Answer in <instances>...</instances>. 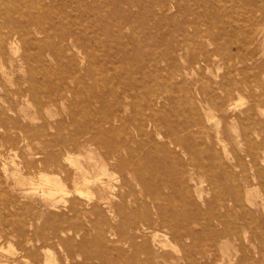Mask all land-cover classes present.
I'll return each mask as SVG.
<instances>
[{"label": "rangeland", "instance_id": "rangeland-1", "mask_svg": "<svg viewBox=\"0 0 264 264\" xmlns=\"http://www.w3.org/2000/svg\"><path fill=\"white\" fill-rule=\"evenodd\" d=\"M79 1L0 5V33L20 29L0 55V264H174L181 255L178 264H264L252 239L264 240V148L256 165L246 154L264 128L250 141L243 134L253 94L264 105V47L260 38L244 53L243 0H84V15ZM41 11L55 28L46 38L30 23ZM31 79L37 97L51 99L43 111ZM62 140L82 142L70 156L88 169L87 155L100 162L121 148L120 161L137 170L109 166L120 214L89 209L85 195L75 211V194L45 200L37 184L64 174L42 160ZM158 207L177 230L156 226L158 246L147 230L127 239L121 226ZM193 244L213 256L192 255Z\"/></svg>", "mask_w": 264, "mask_h": 264}, {"label": "bare ground", "instance_id": "bare-ground-1", "mask_svg": "<svg viewBox=\"0 0 264 264\" xmlns=\"http://www.w3.org/2000/svg\"><path fill=\"white\" fill-rule=\"evenodd\" d=\"M4 1L5 0H0V5ZM24 1L26 3L27 7H29V8H35L36 7L35 0H24ZM55 1H57V0H55ZM83 1L84 0H82V1L80 0L76 5L77 11L82 13V15H84V8H83L84 2ZM36 2H38V0H36ZM1 13H3V12H0V14ZM43 14L44 13L41 11V12H37V15H31L30 19H32V21L30 23L32 25H35L34 30H32V32L35 35L36 34H43V36L46 38L47 36L52 35V32L55 31V28H52V30H51L50 28H48V27H46L40 23L41 21H44V19H43L44 15ZM56 15H58V13H54V16H56ZM66 15H68V17H69L71 14L69 11H67ZM237 15L239 18H237ZM237 15H236V20H238V21L242 20L244 22V25L246 28L245 32L247 33L245 36V39L242 40V42H241V46L243 47V49H245V51L243 50L244 53L246 52V54L253 56L252 53H253L254 49L250 46L251 44H253L255 47V50H257V47H256L257 42H258V39L261 38L262 39V46L264 47V0H243L242 9L240 10V12H237ZM47 16H48V13H47ZM59 17L61 18L62 14H60ZM55 22L58 23L60 21L56 20ZM212 24L214 25V22ZM244 25H243V27H244ZM236 26H238V24ZM9 29L10 30L4 34L0 33V55L2 54L4 48H6L8 50L12 49L13 42L11 41V39H14V37L16 36V34L19 33V30H20L17 27H10ZM24 31L27 32V30H24ZM232 31H230V32L233 33ZM234 31H237V30H234ZM63 33L65 34L64 31H63ZM232 37H233V35H232ZM36 40H38V39H36ZM239 40H241V39H239ZM232 41H234V40H232ZM211 43L213 45H215L216 37H213L211 39ZM215 48H216V45H215ZM262 53H264L263 49H262ZM24 56H26V54H24ZM224 58H226V57L224 56ZM235 58H236V56H235ZM222 61H224V60H222ZM227 61H228V59H227ZM246 62H247V60H246ZM242 65H244V63ZM252 82H255V81L253 80ZM39 88H40V85L38 82L34 81L33 79L29 80L28 90H30L31 94L34 95V97L36 98V104H34V106L36 107V109H38V111L39 110L43 111L49 105V103L51 102V99L48 98V100H46L45 98H38L37 97V93H38L37 90ZM253 88H254V86H253ZM255 89H258V88H255ZM250 91H251V88H250ZM260 98H261V96L259 94L258 95L253 94V100L243 110L244 120H245V124H246V128L243 129V134L245 135L246 141H250V138H249L250 133L257 136L258 134H260V132L263 131V128H264V105L260 102L261 101ZM243 102H245V101H243ZM45 113H47V110ZM255 114L257 116H261L262 119L260 120V119H258V117L256 118ZM255 125L258 126V130H256ZM188 126H190V125H187L186 128ZM83 140L85 143H88L90 141L89 138H87V139L84 138ZM79 143L81 144L82 142H79ZM79 143L78 142L76 143L74 141H63V140L61 142L57 141L54 144L56 146V151L55 152L52 151L50 153H47L45 158L42 160L44 168L51 167L53 169L58 170L59 173H63L64 174V180L68 179L70 181V185H71L70 188H68L66 186V184L63 182L64 180L62 181L59 178V176H58L59 179L57 177L55 178V176L53 178L44 177L43 181H46V182H44V184L42 182L43 185L37 184V186H40L45 200L47 202H49L52 206H55V203L58 201L57 200L58 197L63 198L64 195L75 194L76 197H73L70 200V202H69L70 204L68 207L70 211H75L76 210L75 209V206H76L75 203H78L79 205L83 204V202L80 201L78 199V197L81 195L82 196L85 195V198L87 200L84 203V205L89 206V209L104 208L109 214H112V215H114L116 213L120 214L121 209H119V207H117V203L115 201V199L117 198V194L114 192V190H115L114 182H115L116 178L114 176L115 174L109 170V166H111V168H112L113 166H116V162L119 161L120 162L118 164L119 166L130 167V169L134 173H136L135 170H137V169L131 163L120 161V157H121V155H120L121 154V148L120 147H115L113 150L107 151L106 156L104 155V157H102L100 162H95L93 160V157L90 154L87 155V162L86 163L87 164L91 163L93 165L91 169H88L82 163V161H79L78 159L77 160L71 159L72 156H70V152L72 149L69 146L72 145V146L76 147ZM263 148H264V139L259 144H255V146H249L246 154H247V156L250 157V161L253 163V165H256L255 164L256 157L262 156V159H263V155L262 154L258 155L259 153L257 152V149H263ZM65 161H66V164H68L67 165L68 167H66L64 165ZM256 169H257V166H256ZM260 173L261 172L259 170H257V172H255L256 177H258ZM43 175L46 176V174H43ZM47 176H49V175H47ZM263 187H264V181H262V179L258 180L257 188H259L260 190H263ZM260 204H262L264 206V193L262 194V202ZM262 218H263V216L259 217V219H262ZM165 223L168 226V218L165 216L163 209L158 207V208H156V210L154 212V216L152 218L149 217L148 215H144L140 218L136 217L135 219H131L130 222L128 223V225H122L121 229L123 230V228H125V232H124L125 236L127 239H130L131 241H135L136 238H141L143 236V233H145L144 231L147 230L150 233V243L153 245H157L159 239H158V232L155 230L156 226H158L159 224H165ZM168 228L172 231V233H174L177 230V226H175V225H170V226H168ZM222 228H224V229L221 230V232L224 233L225 229H226V225H223ZM184 235L189 236L190 238H192L193 241H195L198 238L197 236H195L189 232H184ZM252 239L257 244H260L261 247H263L264 240H262L261 237H256V239H260L262 241L255 240L254 238H252ZM190 244L192 245V243H190ZM143 247H145V245ZM191 254L194 256L198 255L199 258H201V259H205L206 257L210 258L213 256L211 247H207V248L197 247L194 244L192 246ZM159 255L165 256V252L162 251ZM184 256L181 255L173 263L178 264L179 259L184 257ZM168 261H169V257L165 259L166 264H168Z\"/></svg>", "mask_w": 264, "mask_h": 264}]
</instances>
